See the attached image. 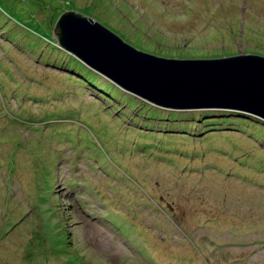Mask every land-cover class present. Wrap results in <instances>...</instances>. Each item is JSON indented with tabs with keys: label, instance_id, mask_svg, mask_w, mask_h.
I'll use <instances>...</instances> for the list:
<instances>
[{
	"label": "rangeland",
	"instance_id": "rangeland-1",
	"mask_svg": "<svg viewBox=\"0 0 264 264\" xmlns=\"http://www.w3.org/2000/svg\"><path fill=\"white\" fill-rule=\"evenodd\" d=\"M65 10L166 57L264 53V0H0V264H264V142L220 119L179 127L210 109L158 106L90 67L114 90L97 91L45 41ZM11 22L42 47L21 49ZM79 179L119 202L101 217L128 237Z\"/></svg>",
	"mask_w": 264,
	"mask_h": 264
},
{
	"label": "water",
	"instance_id": "water-1",
	"mask_svg": "<svg viewBox=\"0 0 264 264\" xmlns=\"http://www.w3.org/2000/svg\"><path fill=\"white\" fill-rule=\"evenodd\" d=\"M53 31L85 63L157 104L236 109L264 118V55L241 50L201 58L157 55L74 10L61 13Z\"/></svg>",
	"mask_w": 264,
	"mask_h": 264
},
{
	"label": "trees",
	"instance_id": "trees-1",
	"mask_svg": "<svg viewBox=\"0 0 264 264\" xmlns=\"http://www.w3.org/2000/svg\"><path fill=\"white\" fill-rule=\"evenodd\" d=\"M193 9V8H192ZM217 10H219V6H216V8L213 10V11H217ZM106 25V24H105ZM10 26L13 28H7V30H10V32H9V35L11 36V38L13 39V40H17L18 41V46L19 47H21V49H23V47H24V49L25 50H27V49H30L31 50V48H32V50L33 51H37V47H42V45H40V46H36V44L33 42V45H32V43H25L24 44V46H22V45H20L19 44V39H20V37H17L18 36V34H19V32H18V29H16L17 28V24H13L12 22H11V24H10ZM107 26V25H106ZM107 27H109V26H107ZM109 29L110 30H112V31H114V32H116V30L114 29H111L110 27H109ZM243 29H245V24H244V27H243ZM15 30V31H14ZM25 31H23V35H25V33H24ZM50 34H51V30H50V32H49ZM33 35H34V33H33ZM47 37V38H45V37ZM43 36V38H45L46 40V43H48L49 45H52L55 49H58L55 45H54V43H53V41H55V38H52L51 36H49V35H44ZM38 39H41L40 37H38ZM127 39V41L128 42H130L131 44H133L134 46H137V47H139V48H141L142 50H145V51H148V52H151V53H154V54H157V55H164L163 54V52H162V50H160L161 49V45H157L158 44V42L156 43V42H152V41H148V45H143V44H141L140 42H132L131 40H129L128 38H126ZM125 39V40H126ZM49 41H51V42H49ZM7 43V42H6ZM5 43V44H6ZM5 48V50H7V53L9 54V56L10 57H12V59L14 60V62L26 73V74H32L34 77L36 76L34 73H31L30 71H29V69H27L26 71L24 70L25 68H24V66L22 67L21 66V64H19L18 62H17V60L16 59H14L13 58V56L10 54V52H9V50L6 48V47H4ZM177 48H179V47H177ZM24 50V51H25ZM47 51H48V49H47ZM253 52H256V53H260V54H263L264 55V53H262V52H258V51H253ZM192 54H188L187 56H191ZM180 56V55H179ZM204 56H207V55H204ZM69 57H70V59L71 60H73V61H76L77 63H79L80 64V66L82 65L81 63H80V60L79 59H77L75 56H73L72 54H70L69 55ZM193 57V56H192ZM45 60V59H44ZM84 64V63H83ZM72 66V65H71ZM78 66V65H77ZM68 67V66H67ZM81 67H83V69L86 71V73L88 72V73H93V74H91V76H86V78L88 79V80H90L91 82H97V86H98V89H96L97 91H102L104 94H110L111 92H114V90H110V87H109V83L108 82H103L102 80H100L99 78H97V76H96V74L88 67V66H86L85 64L84 65H82ZM70 68V67H69ZM69 68H66L67 69V71L69 70ZM72 68V67H71ZM74 68H76V67H74ZM73 71V70H72ZM73 72H75V71H73ZM14 76H15V74H14ZM16 77V76H15ZM80 77H82V76H80ZM5 79H6V81L8 82V84L9 85H11L13 88L14 87H16L17 88V91L20 89V87H21V85L19 86L18 85V83L17 82H14V81H11V80H9L7 77H5ZM81 81V80H80ZM31 84V83H30ZM105 88V89H104ZM104 90H106V91H104ZM94 91H95V89H94ZM111 91V92H110ZM18 92H20V91H18ZM98 99V98H97ZM99 100V99H98ZM141 109L139 110V113H138V115H142L143 113H144V111H145V106H141L140 107ZM211 110H207V111H205V112H203V114L202 115H204L205 117H204V122H201L200 124H198L197 122H196V120H193V121H188V120H184L182 123H181V126H179V127H182V128H186V127H189V125H190V123L191 122H195V124L197 125V127H198V130H202V127H204L206 130H210V129H212V128H216V126H213L212 127V123H215V121L217 120V119H220L219 121H224V122H226V123H228V124H230V127H232V128H230V129H238V130H241V131H246L247 133H250L251 135H255V134H257V138H258V140H261L262 142H264V134H262V132L264 131H262L261 129H263V127H264V124H263V121L262 120H258L257 118H252L251 117V119L249 118V116H246V115H249V114H244V112H241V111H232V112H227V111H212V112H210ZM155 112H156V110H152V111H149L148 112V110H147V113H146V115L145 116H149L148 115V113H150V115H152V116H154L155 117ZM236 115V117L238 116V119L236 120L235 119V117H232V116H235ZM229 116H231V117H229ZM207 117L208 118H212V119H210V120H205V119H207ZM200 118H202L203 119V116L202 117H200ZM235 121H237V122H240V123H243L244 124V127H236V128H233V126H232V124H231V122H235ZM152 124L153 123H151L150 124V126H152ZM224 127H226L225 125H224ZM226 128H228V127H226ZM229 129V128H228ZM149 131V133L151 134V130H148ZM38 134H39V130L36 132V130H35V134H34V136H36V137H38ZM34 136H33V139H34ZM39 138V137H38ZM53 162H54V164L56 163V156H53ZM69 185V184H68ZM71 185V184H70ZM98 187L97 186H94V185H90L89 186V190L91 191V192H93L94 190H96V191H98ZM96 192H94V194H95ZM70 214H72V212L70 211ZM69 226V225H68ZM141 230H148V229H141ZM69 233V232H68ZM141 254H144V251H142L141 250Z\"/></svg>",
	"mask_w": 264,
	"mask_h": 264
},
{
	"label": "clouds",
	"instance_id": "clouds-1",
	"mask_svg": "<svg viewBox=\"0 0 264 264\" xmlns=\"http://www.w3.org/2000/svg\"><path fill=\"white\" fill-rule=\"evenodd\" d=\"M77 12V11H76ZM79 13H81V12H79ZM83 14V13H82ZM61 15V14H60ZM83 15H87V16H89V17H91V18H93L94 20H96V21H99L100 23H102L104 26H106L103 22H101L100 20H98L97 18H95V17H93V16H91V15H88V14H83ZM60 17V16H59ZM59 17H56V18H59ZM58 20V19H57ZM57 22V21H56ZM56 24V23H55ZM55 24H54V26H55ZM107 27V26H106ZM107 28H109V27H107ZM52 35L54 36V38H55V41H53L54 43H56V41H57V46H59V47H64L61 43H60V41L58 40V38L56 37V34L54 33V31L52 30ZM116 34H118L117 32H115ZM119 35V34H118ZM123 40H125L121 35H119ZM126 41V40H125ZM126 42H128V41H126ZM128 43H130V42H128ZM131 44V43H130ZM133 45V44H132ZM134 46V45H133ZM135 47H137V46H135ZM65 48V47H64ZM138 49H141V48H139V47H137ZM68 50V49H67ZM142 50V49H141ZM69 51V50H68ZM145 51V50H144ZM69 52H71V51H69ZM148 52V51H147ZM77 59H80L76 54H74L73 52H71ZM247 53H255V54H260V53H256V52H247ZM235 54H237V53H235ZM260 55H263V54H260ZM213 57V56H212ZM183 58H186V57H183ZM191 58H196V57H191ZM201 58V57H200ZM81 60V59H80ZM83 61V60H82ZM84 62V61H83ZM84 64L85 65H87L89 68L91 67L92 69H94V70H96L97 71V69H95V68H93L92 66H90L89 64H87V63H85L84 62ZM99 71V70H98ZM100 72V71H99ZM101 74H103V75H105L104 73H102V72H100ZM107 76V75H106ZM122 87V86H121ZM125 89V88H124ZM134 94H136V93H134ZM137 95V94H136ZM139 96V95H138ZM142 97V96H141ZM142 98H144V97H142ZM144 99H146V98H144ZM148 100V99H147ZM151 102H153V101H151ZM154 104H156V105H158V106H160L159 104H157V103H155V102H153ZM196 108H207V109H210L211 111H227V112H232V110H236V109H228V108H216V107H196ZM236 111H239V110H236ZM241 112H244V111H241ZM244 114L246 115V114H249V115H246V116H249V118L251 119V117L252 118H260L261 120H263L264 121V118H262V117H260V116H257V115H255V114H251V113H248V112H244ZM155 119H156V117H154ZM153 124L156 126V124H155V122H153ZM263 124H264V122H263ZM147 130H149V129H147ZM159 130H162L161 128H159ZM158 130V131H159ZM153 131H151V133H152ZM165 133H168V132H165ZM169 134H172V133H169ZM81 181V179H79V183H77V185L78 186H80V187H82V189L80 190V191H78V193H79V195L78 196H76L77 198H79V196H81L82 195V193L83 192H85V191H88V195H87V197H86V200H87V202L90 204V206L92 207V208H95V210H96V212L98 213V216L100 217V218H102L105 222H107V223H109L110 225H112V227L115 229V230H117L119 233H121L122 235H125V233H123V232H121L120 230H119V228L117 227V226H115V224L113 223V222H109V221H107L106 219H105V217H101V216H104L105 215V213H103L102 211H103V209H108V210H112L113 211V208H115V212H117L118 211V209H120L121 207H120V204H119V202L118 201H115V200H111V202L110 201H108V200H106V198H107V196H105L104 195V197L105 198H101V192H104L103 190H101V189H98V191H96V190H94L93 192H91L90 190H89V187H87V186H84V185H82V183L80 182ZM62 184V183H61ZM66 187V186H65ZM64 187V188H65ZM63 188H60L59 190H62ZM87 189V190H86ZM94 192H96L95 194H94ZM105 193V192H104ZM106 194V193H105ZM63 195V194H62ZM65 195H63V197H64ZM95 199H97V200H95ZM96 202H98V204L96 205V206H94V204L96 203ZM120 213V215H118L117 213H116V215L119 217V216H121L122 217V215H121V211H119ZM149 231V230H148ZM126 237H128L127 235H125ZM124 236V237H125Z\"/></svg>",
	"mask_w": 264,
	"mask_h": 264
},
{
	"label": "flooded vegetation",
	"instance_id": "flooded-vegetation-1",
	"mask_svg": "<svg viewBox=\"0 0 264 264\" xmlns=\"http://www.w3.org/2000/svg\"><path fill=\"white\" fill-rule=\"evenodd\" d=\"M243 21V20H242ZM243 26H242V29H240V33L242 34L243 32H242V30H243V27H244V24H242Z\"/></svg>",
	"mask_w": 264,
	"mask_h": 264
},
{
	"label": "bare ground",
	"instance_id": "bare-ground-1",
	"mask_svg": "<svg viewBox=\"0 0 264 264\" xmlns=\"http://www.w3.org/2000/svg\"><path fill=\"white\" fill-rule=\"evenodd\" d=\"M66 50V49H65ZM164 107H167V106H164ZM179 108H181V107H179ZM180 110H182V109H180Z\"/></svg>",
	"mask_w": 264,
	"mask_h": 264
}]
</instances>
